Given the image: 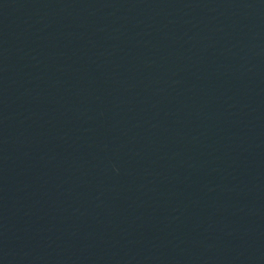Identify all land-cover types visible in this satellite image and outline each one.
<instances>
[{
	"label": "water",
	"instance_id": "water-1",
	"mask_svg": "<svg viewBox=\"0 0 264 264\" xmlns=\"http://www.w3.org/2000/svg\"><path fill=\"white\" fill-rule=\"evenodd\" d=\"M0 264H264V0H0Z\"/></svg>",
	"mask_w": 264,
	"mask_h": 264
}]
</instances>
